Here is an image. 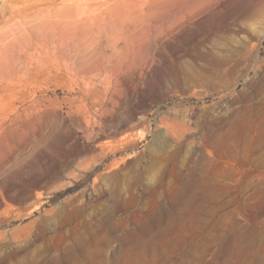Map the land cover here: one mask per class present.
<instances>
[{"label": "rangeland", "instance_id": "374dc122", "mask_svg": "<svg viewBox=\"0 0 264 264\" xmlns=\"http://www.w3.org/2000/svg\"><path fill=\"white\" fill-rule=\"evenodd\" d=\"M0 264H264V0H0Z\"/></svg>", "mask_w": 264, "mask_h": 264}, {"label": "bare ground", "instance_id": "6f19581e", "mask_svg": "<svg viewBox=\"0 0 264 264\" xmlns=\"http://www.w3.org/2000/svg\"><path fill=\"white\" fill-rule=\"evenodd\" d=\"M134 7H135V6H134ZM111 20H112V19H111ZM93 24H94V23H93ZM79 49H80V47H77V48H76V50H79Z\"/></svg>", "mask_w": 264, "mask_h": 264}]
</instances>
